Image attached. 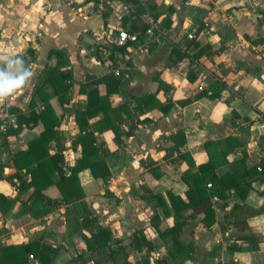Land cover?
<instances>
[{"label":"crops","instance_id":"crops-1","mask_svg":"<svg viewBox=\"0 0 264 264\" xmlns=\"http://www.w3.org/2000/svg\"><path fill=\"white\" fill-rule=\"evenodd\" d=\"M143 12L159 24L148 52L108 49L118 30L141 27ZM106 14L104 24L59 0H0V54L22 56L33 72L12 95L10 112L15 120L38 114L47 100V123L59 122L47 151L63 157L64 173L82 158L77 112L87 93L107 97L112 110L87 119L85 128L108 168L106 180L82 169L73 185L42 189V199L27 185L25 164L35 153L25 154L44 124H22L15 134L0 127V249L46 245L50 264H264V0H112ZM173 49L186 57L175 60ZM57 62L69 74L63 103L45 83ZM107 76L120 80L112 93L103 81L85 86ZM184 100L190 102L179 105ZM178 131L185 144L174 150L169 137ZM182 153L196 167L213 163L203 179H217L220 202L211 195L185 207ZM99 230L109 232L108 245L88 249L85 240ZM134 235L152 249L135 248ZM29 256L28 264H42Z\"/></svg>","mask_w":264,"mask_h":264},{"label":"trees","instance_id":"trees-1","mask_svg":"<svg viewBox=\"0 0 264 264\" xmlns=\"http://www.w3.org/2000/svg\"><path fill=\"white\" fill-rule=\"evenodd\" d=\"M106 15V13L102 15L104 24ZM121 25L124 27V22H122ZM113 50H115V48L111 49L112 52ZM172 53L175 56V60H180L186 57V54L180 53V51L177 49H173ZM52 55L61 57L62 53L59 51H50L48 53V57H51ZM192 56L191 61L194 60V57ZM59 64L60 63L57 62L55 67L50 68L45 78V83H49L52 86L53 93L60 97L67 91L69 87L68 82H66L69 80V74L68 72L66 73L59 70L57 68V65ZM100 81L105 82L107 94L116 91L120 82L118 78L107 76L94 82H90L88 85L85 84V86H90ZM41 92V86L37 87L36 93L41 95ZM147 98L152 99L151 96H148ZM59 99L61 103L66 102V100L61 99V97ZM189 102V100L179 101V105L184 106ZM158 107L161 108L160 105H158ZM170 107L171 106H168L166 110L165 107L164 112L168 111ZM110 111L112 110L109 108L107 97H99L96 90H91L87 93V105L85 110L77 112V114L81 115L84 120V122H78L81 134L76 140V142L82 147V158L70 171L68 170L65 173L58 165L63 160V157L60 154L49 155L47 151V145L54 137L53 129L59 124L56 118L47 123L46 118H48L49 114H52L51 107L47 103V100L44 102V109L38 114L31 113L28 116L21 114L17 115L15 120L16 127L7 129L6 132L8 134L18 133L22 127V124L29 125V123H36L38 120L42 121L44 124V130L37 138L33 139L29 143L28 150L25 154L30 155L35 153V158L28 161L25 166L27 167L26 172L31 177L27 185L34 188V195L36 197L42 199L40 196V191L52 184H56L58 187H61V182L73 185L74 181H76V173L82 169H89L91 175L95 179H101L102 181L106 180V178L109 176L108 168L99 154V149L94 146L95 140L93 136L89 132H86L85 128L87 127V119H90L99 113H103L106 118ZM112 131L114 132L115 141L119 142V135L114 127H112ZM129 134L130 132L126 133V135ZM169 139L173 142L174 150H178L185 144V135L183 131L176 132L175 134L171 135ZM41 149L44 151L41 152ZM38 151L40 152L37 153ZM180 158L184 160L187 166L181 178L182 181L188 186V192L186 195L189 199V202L185 207H190L202 202L211 195L223 197V195L218 191V182L214 176H210L209 178L206 177L205 180L203 179V175L205 173L213 172V163L211 161H209L208 164L196 167L191 157L187 153L180 154ZM32 165H34V168L30 169V166ZM215 179L216 182L214 181ZM209 180H212L214 184L211 183V188L207 191L206 185L208 183L207 181ZM1 202H6V199L3 195H0V206ZM108 241H110L109 232L106 230H99L96 234L91 235L90 240L86 239L85 243L88 249H93L92 243H95V246L98 249H103L108 245ZM34 245L35 244L33 243H29L27 245L2 247L0 249V264H28V255H32V257H39L42 261V264H50L52 260L50 256L52 249L46 245ZM132 245L137 249H140L141 247H145L147 250L152 249L151 243L145 240L142 235H134L132 239ZM36 248H38V251H35ZM142 263L148 264L145 260H143ZM156 264L162 263L157 262Z\"/></svg>","mask_w":264,"mask_h":264},{"label":"built area","instance_id":"built-area-1","mask_svg":"<svg viewBox=\"0 0 264 264\" xmlns=\"http://www.w3.org/2000/svg\"><path fill=\"white\" fill-rule=\"evenodd\" d=\"M65 5L74 10L78 16L86 17L92 14L102 16L108 12V8L112 0H59ZM141 20V27L137 30L120 29L115 35L108 38L107 46L109 49L131 48L137 55H145L148 49L153 46L158 37V21L149 13L143 12L139 16ZM187 38L194 39L193 34H188ZM195 65H192L194 68ZM112 73L119 77L120 68H115ZM12 96L6 98L4 103L0 104V127L3 131L16 127V121L10 112V99ZM206 188L210 189L211 185L207 184ZM211 199L214 202H220L216 195H212ZM228 201V200H227ZM30 259L34 258L29 256Z\"/></svg>","mask_w":264,"mask_h":264},{"label":"clouds","instance_id":"clouds-1","mask_svg":"<svg viewBox=\"0 0 264 264\" xmlns=\"http://www.w3.org/2000/svg\"><path fill=\"white\" fill-rule=\"evenodd\" d=\"M33 76L22 56L0 54V104L25 87Z\"/></svg>","mask_w":264,"mask_h":264},{"label":"rangeland","instance_id":"rangeland-1","mask_svg":"<svg viewBox=\"0 0 264 264\" xmlns=\"http://www.w3.org/2000/svg\"><path fill=\"white\" fill-rule=\"evenodd\" d=\"M108 49H109V47H108Z\"/></svg>","mask_w":264,"mask_h":264}]
</instances>
